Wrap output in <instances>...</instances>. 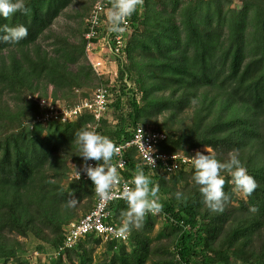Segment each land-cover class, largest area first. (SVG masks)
Masks as SVG:
<instances>
[{
  "label": "trees",
  "instance_id": "trees-1",
  "mask_svg": "<svg viewBox=\"0 0 264 264\" xmlns=\"http://www.w3.org/2000/svg\"><path fill=\"white\" fill-rule=\"evenodd\" d=\"M93 1H79L73 34L52 25L74 0H25V13L0 17V25L28 29L16 44L0 40V264H29L22 259L29 251L38 253L31 264H147L155 254L153 264H264V0H141L127 18L122 52L110 55L116 73L95 71L84 49ZM109 23L102 14L91 42ZM99 85L110 97L98 120L89 110L38 119L46 109L39 99L71 107ZM136 123L165 132L158 151L193 155L206 146L220 160L238 152L257 187L245 195L222 172L229 198L210 211L192 166L150 168L131 146L120 176L130 184L142 166L159 185L161 210L146 213L127 242L90 232L65 257L58 250L69 223L94 201L90 181L70 178L83 163L76 132L94 127L116 144ZM127 208L124 199L111 202L107 221L120 227Z\"/></svg>",
  "mask_w": 264,
  "mask_h": 264
},
{
  "label": "clouds",
  "instance_id": "clouds-1",
  "mask_svg": "<svg viewBox=\"0 0 264 264\" xmlns=\"http://www.w3.org/2000/svg\"><path fill=\"white\" fill-rule=\"evenodd\" d=\"M140 3L141 0H113L112 8L108 12L109 31H123L121 25ZM18 11L21 13L27 11L25 0H0V17L8 19ZM0 32L3 33L0 35V40L9 44H16L28 35V29L23 24L0 25ZM75 142L78 145V155L85 162L83 172L91 180L95 192L107 196L112 186L120 179L117 168L110 163L117 153V147L110 138L97 132L94 127H85L77 131ZM89 160L100 163L92 166L87 164ZM189 162L194 169L192 179L199 186L203 202L210 211H222L229 198L224 191L225 179L222 172H226L231 177L234 189L245 195L251 194L257 187L254 178L240 160L238 152H230L226 160H220L205 148L204 152L196 151L191 155ZM151 163L154 166L152 158ZM80 174L75 168L72 179L79 180ZM130 184L131 186L125 185L120 193V197L128 205L122 214V225L117 233L121 236L127 234L132 227L140 228L146 213L155 214L162 207L159 203V185L151 181L142 166L137 165ZM68 196L67 207L75 206L76 196L72 192ZM174 196L177 200L186 199L182 192H176Z\"/></svg>",
  "mask_w": 264,
  "mask_h": 264
},
{
  "label": "built area",
  "instance_id": "built-area-1",
  "mask_svg": "<svg viewBox=\"0 0 264 264\" xmlns=\"http://www.w3.org/2000/svg\"><path fill=\"white\" fill-rule=\"evenodd\" d=\"M111 1L113 0H97L85 22L87 29L84 34V38L86 39L84 49L93 68L97 72L116 73V70L110 67V64L114 61L103 58V54L106 52L109 55L117 56L122 52V48L125 45L124 29L128 24L127 19L121 25L123 31L111 32L108 30L104 36H101L98 39V41L91 42L92 38L97 36L95 29L99 26L100 17L110 8ZM109 97L108 89L103 85H99L93 90L90 98L79 100L71 107L62 106V111L58 113L52 108L51 103L49 105L48 99L41 98L39 99V104L46 109L38 117V119L41 121H46L51 118H60L61 120H66L81 114L83 110H89L93 114L94 119L98 120L102 111L108 104ZM165 138L166 134L163 131L146 129L140 123H136L132 130V136L128 140H124L115 144L117 147V153L114 154L110 163L117 168L120 177L119 181L112 186L107 196L97 194L95 192L94 185H92L94 200L93 205L91 209L81 215L78 220L71 221L69 223L66 229L65 237L63 239V244L59 247L58 253L65 252L67 249L73 247L80 237L90 232H95L102 238L103 241L108 238H115L117 240L123 241L128 239V233L123 236L117 235L120 227H117L116 225L107 221L110 217L108 205L113 201L122 199L120 197V193L122 192L125 185L131 186L126 179L120 176L119 173V171L126 164L124 151L127 148L133 146L135 147L137 154L143 159L146 165H148L150 168L160 167L166 172H172L178 169L181 165L192 166L189 162L192 154L188 155L181 152L167 153L157 150V145ZM200 149H202V147ZM151 158L154 162V166L151 163ZM82 162L81 168H72L70 178L72 179L74 176L76 168V170L80 171L81 174L80 179H73L74 181L91 182V180L82 170L83 165L85 164L83 159ZM96 163L98 162L91 160L87 161V164L92 166H95Z\"/></svg>",
  "mask_w": 264,
  "mask_h": 264
},
{
  "label": "rangeland",
  "instance_id": "rangeland-1",
  "mask_svg": "<svg viewBox=\"0 0 264 264\" xmlns=\"http://www.w3.org/2000/svg\"><path fill=\"white\" fill-rule=\"evenodd\" d=\"M79 1H81V0H74V2L72 3V4H70L68 7H67V9L65 10V13L64 14H62V15H60L58 18H57V20L56 21H54V23H53V25H52V28L54 29V30H56L57 32H59V33H63V34H73V32H74V30H75V28L77 27V25H78V22H77V20H76V18L74 17V15H75V11H76V9H77V7H78V3H79ZM97 0H94L93 1V4L96 2ZM111 9L109 8L107 11H106V13L104 14V17H105V19H108V12L110 11ZM79 20V19H78ZM103 53V52H102ZM104 57L103 58H106L107 60H112V58H111V56L108 54V53H106V52H104ZM104 60V59H103ZM115 62V61H114ZM127 84L128 85H131V83L128 81L127 82ZM49 90H51V88H49ZM48 90V92H50ZM93 92V91H92ZM47 99H48V101H49V105H50V103H51V105H52V108L54 109V110H56L57 111V113L58 112H61L62 110V106H64V104L63 103H61L60 101H56L55 103L54 102H52L51 101V99H50V97H47ZM187 120V119H186ZM188 121V120H187ZM201 148V147H200ZM205 148L206 149H208V150H210V148L209 147H202V149L203 150H205ZM211 151V150H210ZM112 217H113V214H112ZM122 225V223L120 224V226ZM155 227H159V225L157 224ZM155 230H157V229H154V231L153 230H151L150 231V234H152V235H154V233H155ZM128 234H129V236H130V234H131V232L129 231L128 232ZM127 240L128 239H126V242H127ZM35 241H32L31 239H30V244L31 245H35ZM127 245V248L129 249V244H126ZM29 249L31 250L32 248L31 247H29ZM28 249V250H29ZM99 249V247H97L96 248V250H98ZM31 251H29V253H28V255H27V253L25 254V255H22V259L23 260H26L29 264H31L32 262H34L35 260H37V258L36 257H34L33 258V256H38V253H33V254H31L30 253ZM242 252V249H241V247L240 246H237V247H234L233 248V257L234 258H238V256H239V254ZM63 254H64V252H62ZM61 253V254H62ZM64 256L66 257V255L64 254ZM160 259L161 258V256L160 255H158V254H155L149 261H148V263L147 264H153V262H152V260L154 261L155 259ZM43 259V258H42ZM155 262V261H154Z\"/></svg>",
  "mask_w": 264,
  "mask_h": 264
}]
</instances>
